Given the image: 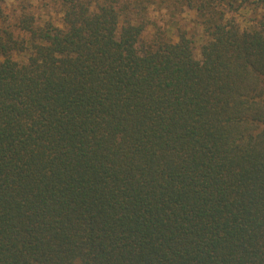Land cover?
Masks as SVG:
<instances>
[{"label": "trees", "instance_id": "trees-1", "mask_svg": "<svg viewBox=\"0 0 264 264\" xmlns=\"http://www.w3.org/2000/svg\"><path fill=\"white\" fill-rule=\"evenodd\" d=\"M0 264H264V0H0Z\"/></svg>", "mask_w": 264, "mask_h": 264}, {"label": "rangeland", "instance_id": "rangeland-1", "mask_svg": "<svg viewBox=\"0 0 264 264\" xmlns=\"http://www.w3.org/2000/svg\"><path fill=\"white\" fill-rule=\"evenodd\" d=\"M46 1H49V0H46ZM49 4H50V6H52V2ZM238 5H239L238 3L236 5H234L232 10L229 11L227 13V15L232 17V18H235L238 22H240L241 26L244 25L243 19L247 20V19L251 18L253 20H256V19L260 18V14L263 12V9L261 7H258L255 9L254 4H252V5H239V6ZM242 7H245V9H242ZM49 12H50V15L52 16V18L55 20V22L59 23L60 14L56 13V11H54L53 7H49ZM185 26L187 28L188 34H193L197 30V28L192 26V23H190V21H187ZM173 32H175V30ZM199 47H200V41H196L195 47H194L195 53H199Z\"/></svg>", "mask_w": 264, "mask_h": 264}]
</instances>
